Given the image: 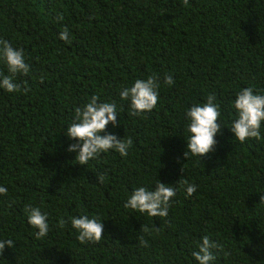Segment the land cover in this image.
<instances>
[{
	"label": "trees",
	"instance_id": "1",
	"mask_svg": "<svg viewBox=\"0 0 264 264\" xmlns=\"http://www.w3.org/2000/svg\"><path fill=\"white\" fill-rule=\"evenodd\" d=\"M65 28L70 43L59 39ZM0 39L31 66L15 76L20 91L0 89V240L14 243L0 264H198L192 253L204 236L218 245L212 264H264V122L261 139L243 143L229 129L236 94H264V0H0ZM0 74L9 75L2 61ZM153 74L156 107L129 115L120 91ZM211 94L217 143L184 160L185 113ZM93 95L116 102L120 124L106 132L132 145L125 157L109 150L80 165L64 132ZM157 180L177 188L167 217L124 208ZM27 206L47 214L42 239ZM81 215L103 223L98 243L77 240L71 219Z\"/></svg>",
	"mask_w": 264,
	"mask_h": 264
},
{
	"label": "clouds",
	"instance_id": "2",
	"mask_svg": "<svg viewBox=\"0 0 264 264\" xmlns=\"http://www.w3.org/2000/svg\"><path fill=\"white\" fill-rule=\"evenodd\" d=\"M189 0H183L187 5ZM57 21L63 20V16L58 14ZM59 39L65 43H70L69 31L65 28L59 33ZM0 61L7 66L9 75L0 74V89L8 93L20 91V85L15 83L17 74L27 75L31 66L25 60L23 49L13 48L8 41L0 39ZM165 85L174 84L171 75L164 77ZM160 87L158 78L155 74L146 79H137L131 87L123 88L120 93L121 101H128L129 115L139 116L144 112L154 109L158 103ZM27 92V87L24 88ZM98 97L93 95L90 100L82 107H77L74 111L73 123L67 126L64 135L68 139H75L76 143L69 145L67 151L75 152V160L80 165H86L90 160L98 158L102 153L114 150L121 157L128 155L132 140L117 138L115 134L106 132V127L110 123L113 126H119L117 120V104L115 101L108 103H98ZM216 97L211 94L207 97L205 103H197L191 106L185 113L188 120L186 131V149L183 152L184 160L190 157H200L214 150L217 141L216 134L220 131L221 125L218 119L221 115L219 106L214 103ZM236 118L229 128L237 141L243 143L247 139H261V124L264 122V94L254 93L252 87L242 88L232 102ZM104 132V135L101 133ZM104 176L99 177L103 183ZM179 184L185 186L186 195H192L196 186L188 184L186 180H180ZM177 188L172 185H166L157 180L153 190L141 186L134 189L124 208L138 211L141 214L146 213L150 217L165 218L168 215V209L171 206V200L176 195ZM7 188L0 186V195H6ZM260 203L264 204V194L260 196ZM28 224L38 229L35 232L36 239L44 238L49 232L47 223V214L42 213L40 207L27 206L25 208ZM66 221L61 219L58 224L65 226ZM71 226L78 233L77 240L81 244L98 243L103 237V223L96 217L89 218L87 215L73 217ZM144 231L148 229L145 227ZM140 243L147 247L148 241L143 237ZM5 245L12 247L14 245L11 239L0 240V253ZM198 250L192 253L198 264H212L215 260L213 249L218 245L208 236H204L198 244Z\"/></svg>",
	"mask_w": 264,
	"mask_h": 264
}]
</instances>
